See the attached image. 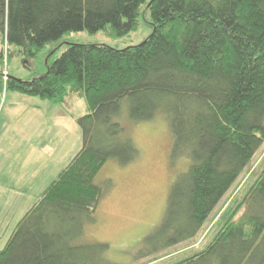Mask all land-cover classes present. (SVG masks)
Instances as JSON below:
<instances>
[{"label": "trees", "instance_id": "16d2710c", "mask_svg": "<svg viewBox=\"0 0 264 264\" xmlns=\"http://www.w3.org/2000/svg\"><path fill=\"white\" fill-rule=\"evenodd\" d=\"M143 4L153 32L138 45L71 43L33 79L0 73V92L59 103L77 95L87 106L77 118L82 148L18 221L0 264H115L86 224L104 194L96 178L105 163L139 156L118 120L124 101L133 120L165 113L172 158L189 160L144 240L147 255L195 238L264 144V0H0V59L10 45L34 56L70 31L128 35ZM253 179L214 238L177 264H264V169Z\"/></svg>", "mask_w": 264, "mask_h": 264}, {"label": "rangeland", "instance_id": "374dc122", "mask_svg": "<svg viewBox=\"0 0 264 264\" xmlns=\"http://www.w3.org/2000/svg\"><path fill=\"white\" fill-rule=\"evenodd\" d=\"M149 18L143 4L139 26L128 35L116 36L105 30L70 31L34 56L10 45L0 59V73L5 79L8 75L33 79L46 73L51 52L60 56L71 43L118 48L138 45L153 32ZM85 113L86 103L77 95L59 103L17 90L0 92V250L22 215L82 148L77 118ZM118 120L139 148V156L129 163L111 158L100 170L96 182L104 188V194L94 221L86 224V237L108 243L107 257L115 264H177L180 257L201 250L214 238L225 211L264 169V144L195 238L147 255L144 240L162 221L170 189L177 176L188 170L189 160L172 158L173 136L165 113L151 120H133L128 101H124Z\"/></svg>", "mask_w": 264, "mask_h": 264}, {"label": "crops", "instance_id": "0c3cea01", "mask_svg": "<svg viewBox=\"0 0 264 264\" xmlns=\"http://www.w3.org/2000/svg\"><path fill=\"white\" fill-rule=\"evenodd\" d=\"M24 214H25V213H24ZM24 214H23V215H24ZM23 215H22V217H23ZM22 217H21V218H22ZM21 218H20V219H21ZM20 219H19V220H20ZM9 236H10V235H9ZM8 238H9V237H8Z\"/></svg>", "mask_w": 264, "mask_h": 264}]
</instances>
